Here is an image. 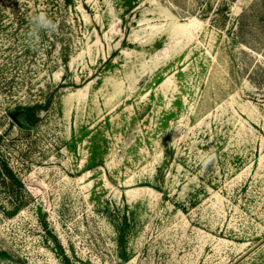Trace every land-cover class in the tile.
I'll list each match as a JSON object with an SVG mask.
<instances>
[{"label": "rangeland", "instance_id": "rangeland-1", "mask_svg": "<svg viewBox=\"0 0 264 264\" xmlns=\"http://www.w3.org/2000/svg\"><path fill=\"white\" fill-rule=\"evenodd\" d=\"M0 159V264H264L263 0H0Z\"/></svg>", "mask_w": 264, "mask_h": 264}, {"label": "trees", "instance_id": "trees-1", "mask_svg": "<svg viewBox=\"0 0 264 264\" xmlns=\"http://www.w3.org/2000/svg\"><path fill=\"white\" fill-rule=\"evenodd\" d=\"M65 1L67 3L68 0H65ZM38 107L39 106L37 105L26 107L22 110L21 113L26 114V115H31V113L35 112V110ZM0 184L4 186L9 185V188L11 189L15 188L16 190H19V191H22L23 189L21 180L13 172V170L9 167V164L6 161L1 160V159H0ZM24 206L25 205L22 201L15 202V204H13V210L11 212V216L15 215Z\"/></svg>", "mask_w": 264, "mask_h": 264}, {"label": "clouds", "instance_id": "clouds-1", "mask_svg": "<svg viewBox=\"0 0 264 264\" xmlns=\"http://www.w3.org/2000/svg\"><path fill=\"white\" fill-rule=\"evenodd\" d=\"M34 28L37 30H47V31H56L58 28L57 23L51 19L47 13L40 12L37 16L33 18ZM32 35L38 39V35L36 32L32 33ZM215 160V154H207L203 160L202 164L204 167H207L210 163Z\"/></svg>", "mask_w": 264, "mask_h": 264}]
</instances>
